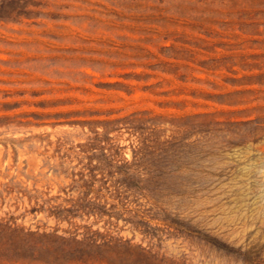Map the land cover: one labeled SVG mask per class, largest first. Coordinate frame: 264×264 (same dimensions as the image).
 <instances>
[{
    "label": "rangeland",
    "instance_id": "1",
    "mask_svg": "<svg viewBox=\"0 0 264 264\" xmlns=\"http://www.w3.org/2000/svg\"><path fill=\"white\" fill-rule=\"evenodd\" d=\"M0 264H264V0H0Z\"/></svg>",
    "mask_w": 264,
    "mask_h": 264
}]
</instances>
